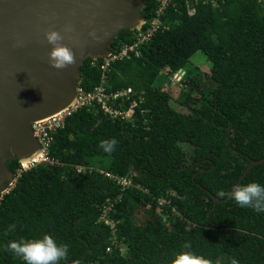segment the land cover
<instances>
[{
	"label": "trees",
	"instance_id": "trees-1",
	"mask_svg": "<svg viewBox=\"0 0 264 264\" xmlns=\"http://www.w3.org/2000/svg\"><path fill=\"white\" fill-rule=\"evenodd\" d=\"M157 7L147 0L141 18L149 21ZM161 21L139 57L111 67L109 87L141 98L134 97L131 121L78 110L53 135L52 165L18 174L17 158L6 160L16 181L0 199V264H24L4 250L8 241L44 234L69 246L60 264L86 252L80 264H167L185 242L210 264H264V212L212 198H226L217 193L230 192L249 162L264 158V0H174ZM134 32L121 30L109 50L129 44ZM196 52L211 65L205 82L185 71ZM91 61L79 68L85 89L99 81ZM182 71V100L154 85L161 72ZM111 138L118 143L108 154L99 142ZM249 182L264 186V163L240 184ZM106 207L112 224L100 219Z\"/></svg>",
	"mask_w": 264,
	"mask_h": 264
},
{
	"label": "water",
	"instance_id": "water-1",
	"mask_svg": "<svg viewBox=\"0 0 264 264\" xmlns=\"http://www.w3.org/2000/svg\"><path fill=\"white\" fill-rule=\"evenodd\" d=\"M146 1L0 0V199L15 180L6 160L16 157L23 163L40 152L31 124L74 103L84 60L107 56L121 30L140 28ZM65 25L73 30L63 32ZM48 29L61 32V42L76 55L75 64L63 69L49 65ZM261 163L264 158L251 160L235 185ZM212 198L214 203L228 199ZM86 253L72 264H80Z\"/></svg>",
	"mask_w": 264,
	"mask_h": 264
},
{
	"label": "built area",
	"instance_id": "built-area-1",
	"mask_svg": "<svg viewBox=\"0 0 264 264\" xmlns=\"http://www.w3.org/2000/svg\"><path fill=\"white\" fill-rule=\"evenodd\" d=\"M155 1L158 3V7L154 17L149 21H143L141 27L135 30L133 40L129 44H124L117 50L110 51L109 54L101 58L100 61L96 59L90 62V66L99 71V81L97 85L92 89H85L78 86L76 100L73 104L45 119L31 124L33 136L40 146V152L33 159L19 163V168L17 170L18 174L38 164H53V161L49 157V148L52 143L53 135L59 128L64 126L66 119L78 110H95L96 112L108 115L111 119L132 120L134 107L137 101L141 102V98H138L137 95L139 94L136 95L131 88H122L119 90L111 89L108 85L109 74L115 62L139 57L142 49L149 44L157 32L164 28L161 17L166 8L174 4V0ZM203 2L211 4L212 6H217V0H203ZM186 6L188 7V12L192 14L194 9L190 7L188 1L186 2ZM180 73L181 72L174 74L173 77H176ZM135 96H137V101L134 99ZM130 99H132L130 104L127 109H124L125 103ZM84 169L85 168L82 166L76 167L77 172H82ZM100 173H102V171H100ZM105 175L115 180L117 184L124 188L131 185L129 179L117 177L109 173ZM14 179L9 189L13 187L16 177H14ZM163 202H165L163 199L158 201L159 205ZM108 211V207L104 208L100 219L104 220L106 224H111L106 218Z\"/></svg>",
	"mask_w": 264,
	"mask_h": 264
},
{
	"label": "clouds",
	"instance_id": "clouds-1",
	"mask_svg": "<svg viewBox=\"0 0 264 264\" xmlns=\"http://www.w3.org/2000/svg\"><path fill=\"white\" fill-rule=\"evenodd\" d=\"M72 30L70 25L63 28L65 33ZM44 37L51 45L48 52V63L51 67L63 69L76 63L72 48L61 42L64 36L60 31L48 29L44 32ZM117 143L115 138L104 139L99 142V147L105 153L111 154L116 150ZM217 195L221 198L228 197L242 208H251L257 213L264 212V186L257 182L235 185L230 192L221 190ZM8 230L14 231L15 225H9ZM182 248L185 250L175 252L167 264H210L205 258L186 251L190 248L189 243L185 242ZM4 250L21 259L24 264H60L61 261H67L69 246L65 243L58 244L51 235L44 234L42 238L10 240ZM231 264H238V261L233 258Z\"/></svg>",
	"mask_w": 264,
	"mask_h": 264
},
{
	"label": "rangeland",
	"instance_id": "rangeland-1",
	"mask_svg": "<svg viewBox=\"0 0 264 264\" xmlns=\"http://www.w3.org/2000/svg\"><path fill=\"white\" fill-rule=\"evenodd\" d=\"M210 63L204 58V56L200 52H196L189 60L187 66L185 67V71H187L189 76H195L199 75L198 80H201L202 82H205L207 79L206 74L210 71ZM183 72V73H182ZM180 74H178L176 77H168L165 75V73L161 72L154 82L155 86L162 85L164 90L169 92L174 100H182L184 98V92L185 89H183V78H184V71H182ZM198 76H195L197 78ZM173 107L176 110H179V105L177 102H173ZM184 112V111H182ZM112 224V222L110 221Z\"/></svg>",
	"mask_w": 264,
	"mask_h": 264
}]
</instances>
